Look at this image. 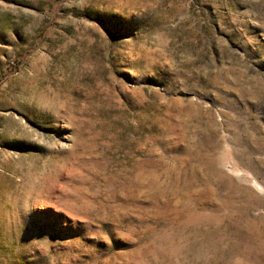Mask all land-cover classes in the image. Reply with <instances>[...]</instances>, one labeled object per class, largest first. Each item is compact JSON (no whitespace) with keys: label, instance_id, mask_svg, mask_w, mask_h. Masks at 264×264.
Segmentation results:
<instances>
[{"label":"rangeland","instance_id":"rangeland-1","mask_svg":"<svg viewBox=\"0 0 264 264\" xmlns=\"http://www.w3.org/2000/svg\"><path fill=\"white\" fill-rule=\"evenodd\" d=\"M0 264H264V0H0Z\"/></svg>","mask_w":264,"mask_h":264}]
</instances>
